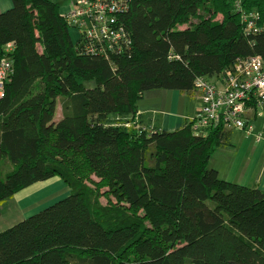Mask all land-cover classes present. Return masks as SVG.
Segmentation results:
<instances>
[{"label":"trees","instance_id":"1","mask_svg":"<svg viewBox=\"0 0 264 264\" xmlns=\"http://www.w3.org/2000/svg\"><path fill=\"white\" fill-rule=\"evenodd\" d=\"M243 6L264 24V0ZM61 8L13 0L0 14V58L13 64L0 99V215L36 183L58 177L71 191L0 232V264H264V190L209 168L226 131L134 125L144 93L196 92V79L264 56V30L245 33L233 0H131L132 44L107 60L82 51Z\"/></svg>","mask_w":264,"mask_h":264},{"label":"built area","instance_id":"2","mask_svg":"<svg viewBox=\"0 0 264 264\" xmlns=\"http://www.w3.org/2000/svg\"><path fill=\"white\" fill-rule=\"evenodd\" d=\"M233 2L245 33L256 34L264 30L257 11L245 10L243 0ZM130 3L131 0H73L61 16L81 38L85 54L110 60L113 54L121 53L132 44L123 21ZM13 46V43L8 44L7 51H11ZM12 72L11 60L0 58V99L5 96V87ZM195 87L202 101L192 120L197 134L207 135L216 128L252 134L250 117H257L264 111V56L238 58L215 80L196 79ZM131 125L127 123L126 127ZM257 138L262 139V135Z\"/></svg>","mask_w":264,"mask_h":264},{"label":"crops","instance_id":"3","mask_svg":"<svg viewBox=\"0 0 264 264\" xmlns=\"http://www.w3.org/2000/svg\"><path fill=\"white\" fill-rule=\"evenodd\" d=\"M71 2L65 3L62 11L66 10ZM12 7L13 0H0V14ZM201 104L200 95L195 91H148L137 104L135 123L139 128L175 132L193 120ZM258 116L250 117L252 126ZM61 117L62 114L59 116L56 113L55 120L58 121ZM254 127L252 134L240 130H226L229 142L217 149L210 160L209 168L216 170L221 179L227 182L264 190V130ZM258 135H262V139H258ZM230 139H233V142H230ZM70 193V188L58 177L36 183L9 199L1 207L0 218L4 208L9 206L11 212L21 213L22 216L20 215L18 220L20 222L68 197Z\"/></svg>","mask_w":264,"mask_h":264},{"label":"rangeland","instance_id":"4","mask_svg":"<svg viewBox=\"0 0 264 264\" xmlns=\"http://www.w3.org/2000/svg\"><path fill=\"white\" fill-rule=\"evenodd\" d=\"M52 1H56L58 3L61 4V6L63 7L65 3L68 2V4L73 1V0H52ZM69 9V7L67 8ZM219 20H221V16L218 17ZM193 22H196L195 20H193ZM185 28V27H182ZM73 35L76 34V32L74 30H72ZM89 87H92L94 84L93 83H89L87 84ZM58 114L60 116V114H62L61 111V105H58ZM137 126V124H134ZM255 126V127H254ZM253 127L254 128H259V130H264V111L260 112V115L258 116L257 120L253 122ZM227 142H229V140H227ZM230 142H233V139H230ZM93 180L97 181L96 178L92 177ZM104 191V190H103ZM102 191V192H103ZM71 194V193H70ZM67 198V197H65ZM64 198V199H65ZM113 201V200H112ZM100 203L102 205H107V200L106 198H104L103 196L100 198ZM114 203V201H113ZM9 206H6L3 210V214L2 217L0 218V232L8 229L9 227H12L16 222H18V220H20L21 218V213H18L17 211L11 212L10 208H8ZM21 215V216H20Z\"/></svg>","mask_w":264,"mask_h":264}]
</instances>
